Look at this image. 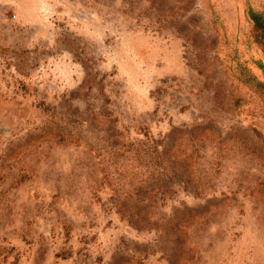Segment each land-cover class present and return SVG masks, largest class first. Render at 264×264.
Wrapping results in <instances>:
<instances>
[{
  "label": "rangeland",
  "instance_id": "1",
  "mask_svg": "<svg viewBox=\"0 0 264 264\" xmlns=\"http://www.w3.org/2000/svg\"><path fill=\"white\" fill-rule=\"evenodd\" d=\"M0 264H264V0H0Z\"/></svg>",
  "mask_w": 264,
  "mask_h": 264
}]
</instances>
